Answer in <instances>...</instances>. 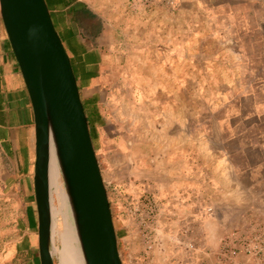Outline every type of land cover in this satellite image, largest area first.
I'll use <instances>...</instances> for the list:
<instances>
[{
    "label": "rangeland",
    "instance_id": "1",
    "mask_svg": "<svg viewBox=\"0 0 264 264\" xmlns=\"http://www.w3.org/2000/svg\"><path fill=\"white\" fill-rule=\"evenodd\" d=\"M96 2L110 24L113 70L126 104L115 140L91 129L122 263L264 264L258 202L240 190L216 189L210 179L187 184L179 176L184 162L198 157L196 147L205 158L227 101L264 77L257 69L264 67V0ZM168 147L176 150L169 164L161 159ZM154 154L156 170L146 165ZM10 165L0 144V264H39L34 193L8 181ZM52 203L54 214L55 196ZM58 227L56 221L54 264Z\"/></svg>",
    "mask_w": 264,
    "mask_h": 264
},
{
    "label": "crops",
    "instance_id": "2",
    "mask_svg": "<svg viewBox=\"0 0 264 264\" xmlns=\"http://www.w3.org/2000/svg\"><path fill=\"white\" fill-rule=\"evenodd\" d=\"M46 2L70 57L89 127L99 130L111 142L120 136L126 104L119 97L113 70L110 24L97 10L96 0ZM248 65H244L246 71L251 70ZM258 68L264 74V67ZM236 85L234 82L229 89ZM243 87L247 88L246 92L228 100L227 113L217 119L221 121V129L212 132L205 158L201 147H196L198 157L192 162L185 161L179 176L187 184L210 179L216 189L240 190L264 210V77ZM249 88L253 89L249 92ZM0 144L11 163L8 181L23 185L28 194L34 193L33 110L4 27L0 28ZM174 149L167 148L161 157L163 163L169 164L167 159L174 157ZM156 163L159 161L155 154L147 156L146 165L152 170H156ZM155 178L153 173L152 181ZM197 192L202 193L201 189ZM122 227H117V231Z\"/></svg>",
    "mask_w": 264,
    "mask_h": 264
},
{
    "label": "water",
    "instance_id": "3",
    "mask_svg": "<svg viewBox=\"0 0 264 264\" xmlns=\"http://www.w3.org/2000/svg\"><path fill=\"white\" fill-rule=\"evenodd\" d=\"M0 17L33 110V189L39 264H54L49 187L51 145L85 264H123L77 79L47 2L0 0Z\"/></svg>",
    "mask_w": 264,
    "mask_h": 264
},
{
    "label": "bare ground",
    "instance_id": "4",
    "mask_svg": "<svg viewBox=\"0 0 264 264\" xmlns=\"http://www.w3.org/2000/svg\"><path fill=\"white\" fill-rule=\"evenodd\" d=\"M49 187L51 202L55 196L59 204L56 212L52 214V232L56 221H58L59 226L58 236L60 247L57 249L58 264H85L53 145H51L50 150ZM53 206L54 203H52V209Z\"/></svg>",
    "mask_w": 264,
    "mask_h": 264
},
{
    "label": "trees",
    "instance_id": "5",
    "mask_svg": "<svg viewBox=\"0 0 264 264\" xmlns=\"http://www.w3.org/2000/svg\"><path fill=\"white\" fill-rule=\"evenodd\" d=\"M76 16H79V15H76ZM78 18V17H77ZM79 19V18H78ZM88 119V118H87ZM88 122H89V120H88ZM90 133H91V129H90ZM25 241V240H24ZM32 255H33V252L31 251V248H29V250H28V252H27V254H26V259H27V261L28 262H30L31 261V257H32ZM33 261V260H32ZM31 261V262H32Z\"/></svg>",
    "mask_w": 264,
    "mask_h": 264
},
{
    "label": "built area",
    "instance_id": "6",
    "mask_svg": "<svg viewBox=\"0 0 264 264\" xmlns=\"http://www.w3.org/2000/svg\"><path fill=\"white\" fill-rule=\"evenodd\" d=\"M147 204L150 206V208L152 207H155V204H154V199H149L147 200ZM154 209V208H153ZM153 211V210H152ZM210 213H211V210L209 209Z\"/></svg>",
    "mask_w": 264,
    "mask_h": 264
}]
</instances>
